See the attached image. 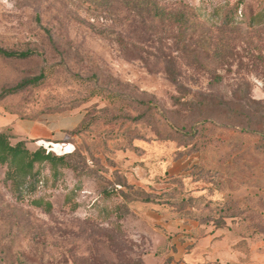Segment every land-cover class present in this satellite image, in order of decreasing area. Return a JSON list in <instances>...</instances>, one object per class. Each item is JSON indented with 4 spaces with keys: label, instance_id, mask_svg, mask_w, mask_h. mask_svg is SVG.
<instances>
[{
    "label": "rangeland",
    "instance_id": "obj_1",
    "mask_svg": "<svg viewBox=\"0 0 264 264\" xmlns=\"http://www.w3.org/2000/svg\"><path fill=\"white\" fill-rule=\"evenodd\" d=\"M235 1L0 0V46L32 51L0 56V95L43 74L0 96V131L15 144L16 121L83 115L70 166L35 164L20 199L0 164V264L154 262L163 250L152 241L169 233L149 214L168 208L135 202L141 189L115 185L126 173L172 184L167 197L191 208L201 233L228 241L227 264H264V24L221 27L215 9ZM163 55L178 56V84Z\"/></svg>",
    "mask_w": 264,
    "mask_h": 264
},
{
    "label": "trees",
    "instance_id": "obj_2",
    "mask_svg": "<svg viewBox=\"0 0 264 264\" xmlns=\"http://www.w3.org/2000/svg\"><path fill=\"white\" fill-rule=\"evenodd\" d=\"M251 0H236L232 6L227 9L223 8H216L215 12L217 17H219L221 27H230L235 24H245L249 28L259 27L264 24V5L260 7L261 4L257 5L254 8L250 4ZM240 12L238 13V10ZM176 15L171 13H167V17L171 18L174 17L178 19ZM177 35H186L181 28H178ZM196 52V51H195ZM197 53V52H196ZM32 55L31 50L26 51H16V50H7L0 46V56L4 58H25ZM195 57L198 59V55L194 54ZM139 59H143L142 56H135ZM178 56H169L163 55L161 58L163 70L169 77V79L178 84V76L180 75L177 61L176 59ZM196 60V59H195ZM146 62V61H145ZM219 75L214 72L213 77L214 79L217 78ZM43 78V74L35 76L31 79L25 80L14 87L4 90L1 93V97L13 94L22 86L28 83H38ZM257 104L264 105V101H255ZM80 124V123H79ZM78 124V125H79ZM77 125V126H78ZM76 126V127H77ZM75 127V128H76ZM77 131V130H76ZM76 131L73 129L70 133L72 135L77 134ZM175 131L183 132L179 128H175ZM12 136L4 131H0V164L6 166L5 176L4 179L11 182V189L13 195L16 199H20L23 193L22 188L26 185L35 186V182L37 181L38 172L34 171V166L37 163H49L52 169L56 173V169L58 166H70V157L73 155V152L64 153L57 155L52 151H47L43 146H39L36 149H29L26 145L27 142L25 140H18L15 144L10 143V138ZM116 186H120L121 188H139L143 193H145V198L139 199L136 198L135 202L142 201V203L150 204V205H159L161 207H167L174 212H177L178 215L182 216H193L194 214L191 213V208L186 206L183 208L180 203L175 202V198H168V194H175V189L170 188L167 191L161 192L159 194H155L153 192H147L145 189L140 188L137 185L128 183L127 179L123 177L121 182H115ZM119 193H123V196L126 195L127 190L122 192L121 190ZM153 194V195H152ZM164 196V198H161ZM175 196V195H174ZM139 200V201H137ZM32 205L36 207H42L44 211L49 212L52 208V204L50 202H46L44 206H42V201L39 199L32 200ZM190 210V212H189ZM121 211V210H119ZM97 244H101L100 241L96 242ZM109 252L111 255L121 257L120 249H116L115 247V235L111 232L110 236H108V244ZM96 247V246H95ZM115 247V248H114ZM95 252L99 250L97 247L94 248ZM98 260V257L97 259ZM129 264H145L144 260L137 256L135 259L130 260Z\"/></svg>",
    "mask_w": 264,
    "mask_h": 264
},
{
    "label": "crops",
    "instance_id": "obj_3",
    "mask_svg": "<svg viewBox=\"0 0 264 264\" xmlns=\"http://www.w3.org/2000/svg\"><path fill=\"white\" fill-rule=\"evenodd\" d=\"M82 116L78 112H69L55 114L42 120L23 119L13 124L12 132L20 140H28L35 145L58 150L60 154L70 153L78 143V137L70 132L81 122ZM127 174L125 175L128 183L138 185L147 192L159 194L173 187L172 184L168 183L169 186L160 189L161 184L157 181L131 180ZM152 211L153 215L149 214V216L154 220L153 223L169 234L162 233L161 240L152 241V247L155 251L159 248L163 251L155 256L153 253L155 259L150 264H206L207 261H203L204 255L209 260H214L213 263L209 264H217L216 257L224 260L222 264H227L229 258H232V250L224 245L228 241L218 239L215 233H201L202 225L195 218L178 215L177 212L170 209ZM153 229L156 228L153 227ZM204 249L205 251H203ZM147 264L149 263L147 262Z\"/></svg>",
    "mask_w": 264,
    "mask_h": 264
}]
</instances>
